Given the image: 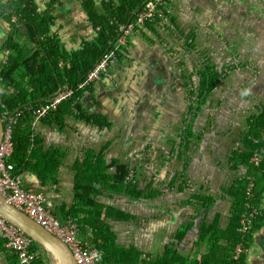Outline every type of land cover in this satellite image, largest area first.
Masks as SVG:
<instances>
[{
    "label": "crops",
    "instance_id": "1",
    "mask_svg": "<svg viewBox=\"0 0 264 264\" xmlns=\"http://www.w3.org/2000/svg\"><path fill=\"white\" fill-rule=\"evenodd\" d=\"M9 1L0 0V62L4 63L9 51L1 47L12 26L21 48L29 54L37 48L26 23L7 8ZM33 1L36 14L46 11L53 17L50 34L66 52L95 38L81 0ZM93 1L101 9L104 0ZM168 1L166 23L160 26L151 20V26L137 28L121 46L111 77L86 86L62 118L31 117L24 132L29 141L24 155L27 166L16 173L21 187L41 194L55 218L75 221L86 247L97 246L90 244L94 240L86 213L90 207L83 202L88 198L100 205V224L112 238L111 258H135L130 264L154 260L170 245L188 259L206 252L204 243L194 247L201 226L216 220L217 229L227 228L231 202L226 193L246 172L241 164L232 169L233 155L245 150V141L257 144L247 134L248 122L264 114V86L256 85L264 74V0ZM205 62L217 73L218 67L231 63L223 69L227 77L230 71L247 75L248 81L241 88L228 82L218 86L227 78L218 73L214 88L198 102L188 91L197 88V71ZM246 85L252 86L251 95L240 96ZM215 89L221 90L220 95ZM7 90L0 84V96L12 92ZM225 96H230L227 105H223ZM116 165L128 169L125 182L136 178L138 189L149 196L133 198L112 189ZM86 168L101 169L109 183L91 182L89 191L78 190L86 182ZM214 186L220 187L216 197ZM196 195L211 198V207H200ZM259 205L261 217L262 198ZM120 213L129 219L119 220ZM78 223L85 225L83 230ZM187 224L191 225L185 230ZM0 264H16L3 243ZM245 264H264V225L250 239Z\"/></svg>",
    "mask_w": 264,
    "mask_h": 264
},
{
    "label": "trees",
    "instance_id": "2",
    "mask_svg": "<svg viewBox=\"0 0 264 264\" xmlns=\"http://www.w3.org/2000/svg\"><path fill=\"white\" fill-rule=\"evenodd\" d=\"M83 9L88 16V20L92 24V29L96 31V36L92 41H83L80 49L66 52L61 49V44L54 35L50 34V26L53 24V17L44 12L36 14L33 0H10L7 3V8H12L16 17L23 20L26 24L27 33L30 41L33 40L36 44V49L29 54L19 43L14 39L16 30L12 26L11 31L5 44L1 47L7 49L8 55L5 63L0 62V77L4 90L10 89L12 92L2 93L0 100L9 111L16 109L22 110L25 105L36 106L42 100L46 99L51 94H54L61 86L73 88L72 96L62 102L55 110L49 111L42 120L50 121L62 118V113H68V109L76 96L82 92L84 88H76V84L82 80L84 75L92 68L94 63L108 50H111V41L116 36L117 24H123L132 18V14L145 0H104L100 3L99 9L93 0H81ZM55 1L51 0L53 4ZM0 5L3 6L0 2ZM22 5V7H21ZM21 7V8H20ZM145 25L151 26V23L146 22ZM97 29V30H96ZM37 36V37H36ZM37 39H36V38ZM118 56V55H117ZM199 84L195 91H188L190 95H194L198 102L203 101L206 96L214 88L218 81L219 75L213 70L209 63H202L198 71ZM30 112H25L20 117L19 123L13 133V154L10 162L14 165V172L20 173L25 163V151L29 145L27 131L30 121ZM253 121L248 122V132L250 137L257 140V144L252 141L244 142V151L233 155L234 163L232 169L238 168V164L245 167V174L234 181L230 186L227 195L230 197L231 211L227 228L221 231L215 227L216 220L212 224H203L200 229L197 241L194 243L195 249L200 243L205 244V253L197 258L188 259L181 256L175 250H172L171 245L166 247L165 252L161 256H157L154 260L143 261L141 264H245L247 251L241 253L237 259L233 258L234 250L238 244H242L247 250L250 239L254 232L258 231L264 225V210L253 221L250 231L243 237L237 231L239 228V220L241 214L245 211V204L250 203L254 208H259L261 196L264 194V165L254 167L249 163V158L256 150L264 155V114L253 117ZM26 127H25V126ZM25 135H24V134ZM263 135V136H262ZM88 175L85 183H80L78 190L89 191L91 182H102L98 184H107L106 178L100 175L105 171L101 169L86 168ZM55 168L53 167V172ZM128 169L122 165H116V176L111 184L112 189H119L133 198H139L144 195L143 191L139 190L136 184V178L129 180L125 179L128 175ZM249 181L253 183L251 189L252 197L245 195V190L249 186ZM197 202L200 207L208 210L212 205L211 198L196 195ZM85 207H90L86 211L89 228L93 230L94 240L90 244L99 247L102 252V264H119L123 260V264L135 262V258L125 256L123 259L112 255L110 245L112 238L106 235L104 228L105 224H100V205L86 199ZM82 206V205H81ZM79 206V208H82ZM84 207V208H85ZM79 210H83L79 209ZM72 212H69L71 215ZM119 220H128L129 216L123 213L118 214ZM82 230L85 225H80ZM191 224L184 225V229L190 227ZM180 239L179 237H177ZM102 239V243L97 240ZM224 241L225 244L221 242ZM86 242L82 243L87 246ZM2 241L0 240V245ZM31 250H36L34 243H31ZM138 256V255H137ZM41 260V259H40ZM39 259L35 264H40Z\"/></svg>",
    "mask_w": 264,
    "mask_h": 264
},
{
    "label": "built area",
    "instance_id": "3",
    "mask_svg": "<svg viewBox=\"0 0 264 264\" xmlns=\"http://www.w3.org/2000/svg\"><path fill=\"white\" fill-rule=\"evenodd\" d=\"M169 7L168 0H145L133 12L130 20L123 24H117L116 36L110 43L112 46L111 50L106 51L94 63L82 80L75 85L76 88H84L102 78L111 77L110 68L117 59L121 46L127 43L129 36L137 28L142 27L143 24L151 20H156L160 26H163L170 17ZM72 94V87L61 86L54 94L42 100L35 107L28 104L23 106L22 110L8 111L0 103V120L2 122L0 195L15 209L27 215L47 232L61 240L70 250L76 264H102L103 251L97 247L83 246L78 235V227L73 219L67 218L64 221H60L45 208L44 199L41 194L30 189H23L20 185L19 177L14 172V165L9 161V157L12 154V133L24 111L30 112L34 120H40L49 111L55 110L62 102L69 99ZM250 163L254 167L264 165V155L254 154L250 158ZM252 188L253 183L249 181L245 195L252 197ZM245 208V211L240 216L239 228L237 230L242 237L250 231L253 221L260 215L259 210L250 205V203H246ZM0 240H2L3 247L15 256L16 264H35L38 259L41 262L40 264H47L37 248L36 250H31L32 241L30 238L1 217ZM246 251L242 244H238L234 250L233 258L237 259L241 253H245Z\"/></svg>",
    "mask_w": 264,
    "mask_h": 264
},
{
    "label": "water",
    "instance_id": "4",
    "mask_svg": "<svg viewBox=\"0 0 264 264\" xmlns=\"http://www.w3.org/2000/svg\"><path fill=\"white\" fill-rule=\"evenodd\" d=\"M2 122L0 120V142ZM0 217L24 233L41 253L47 264H76L68 247L27 215L15 209L0 195Z\"/></svg>",
    "mask_w": 264,
    "mask_h": 264
},
{
    "label": "rangeland",
    "instance_id": "5",
    "mask_svg": "<svg viewBox=\"0 0 264 264\" xmlns=\"http://www.w3.org/2000/svg\"><path fill=\"white\" fill-rule=\"evenodd\" d=\"M255 42H257L256 40H255ZM219 66H220V64H219ZM226 66V67H225ZM224 67H218L219 69H217V71H218V73H220V74H224L225 75V77H227V75H226V73L224 72L225 70H223V69H225V68H230L231 67V63H228L227 65H225ZM227 74H229V77H227L224 81H222V83L220 84V85H218V86H221V85H225V83L226 82H228L229 84H232V85H237V84H240L239 86H240V88H241V86L244 84V82L245 83H247V81H248V78H247V75L246 76H242L241 75V77H239V76H236V75H232V73L229 71V73H227ZM198 79V77L196 78V80ZM224 79V78H223ZM256 85H259V86H264V74H263V76H262V79L261 78H259V81H258V83H256ZM218 86L216 87V89L218 88ZM252 88V86H249V85H246V89L245 90H240V96H243L244 94H246V95H251L250 94V89ZM216 89L213 91L215 94H219L220 95V93H221V90H220V92L218 93V92H215L216 91ZM257 90H258V88H257ZM237 92H239V89L237 90ZM213 93V94H214ZM230 96L231 97H233L234 96V94L233 93H231L230 94ZM230 96H225L224 98H223V105L224 104H226L227 105V102H228V98L230 97ZM221 155L223 156V153H221ZM220 186V185H219ZM215 187V189H214V193H213V195H214V197H216L217 196V192L220 190V187H218V186H214ZM264 203V195L262 196V204ZM222 204V203H221ZM226 207H227V205H226ZM171 225V224H170ZM219 225H221V227L223 226L222 225V223H220L219 222ZM223 244V243H222ZM187 246V245H186ZM177 248V247H176ZM178 250V249H177ZM185 250V249H184ZM186 251H189V249H188V246H187V250ZM201 251H203V248L201 249ZM178 252V251H177ZM179 253V252H178ZM182 254L183 255H185L186 254V252L185 251H182Z\"/></svg>",
    "mask_w": 264,
    "mask_h": 264
},
{
    "label": "bare ground",
    "instance_id": "6",
    "mask_svg": "<svg viewBox=\"0 0 264 264\" xmlns=\"http://www.w3.org/2000/svg\"><path fill=\"white\" fill-rule=\"evenodd\" d=\"M44 11V10H43Z\"/></svg>",
    "mask_w": 264,
    "mask_h": 264
},
{
    "label": "clouds",
    "instance_id": "7",
    "mask_svg": "<svg viewBox=\"0 0 264 264\" xmlns=\"http://www.w3.org/2000/svg\"><path fill=\"white\" fill-rule=\"evenodd\" d=\"M2 241V240H1Z\"/></svg>",
    "mask_w": 264,
    "mask_h": 264
}]
</instances>
